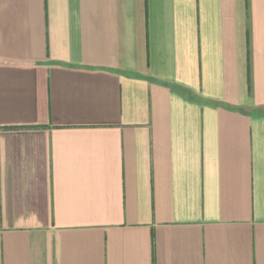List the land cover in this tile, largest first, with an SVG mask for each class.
Returning <instances> with one entry per match:
<instances>
[{
    "label": "crops",
    "instance_id": "1",
    "mask_svg": "<svg viewBox=\"0 0 264 264\" xmlns=\"http://www.w3.org/2000/svg\"><path fill=\"white\" fill-rule=\"evenodd\" d=\"M0 264H264V0H0Z\"/></svg>",
    "mask_w": 264,
    "mask_h": 264
}]
</instances>
